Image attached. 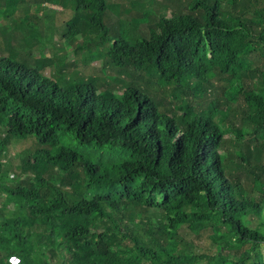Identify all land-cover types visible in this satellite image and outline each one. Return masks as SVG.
Here are the masks:
<instances>
[{
	"label": "trees",
	"instance_id": "obj_1",
	"mask_svg": "<svg viewBox=\"0 0 264 264\" xmlns=\"http://www.w3.org/2000/svg\"><path fill=\"white\" fill-rule=\"evenodd\" d=\"M36 1L0 10L33 20ZM59 2L87 14L62 39L90 33L91 58L53 76L54 51L0 56V264H264V0H193L155 21L140 9L117 39L105 0ZM11 27L3 41L38 45L42 28ZM100 56L117 78L86 77ZM23 139L36 148L14 165Z\"/></svg>",
	"mask_w": 264,
	"mask_h": 264
},
{
	"label": "rangeland",
	"instance_id": "obj_2",
	"mask_svg": "<svg viewBox=\"0 0 264 264\" xmlns=\"http://www.w3.org/2000/svg\"><path fill=\"white\" fill-rule=\"evenodd\" d=\"M193 0H105L107 4L106 10L108 11L106 14V18L104 19V26L108 29V34L111 39H117V38H124L126 34H128L127 26H123L125 24L129 25L130 32L132 34V22H136L135 20L143 22L147 17L146 13L148 12H142V15L144 17H137V13L140 11H146V9H149V13L151 14L149 17L155 21V19H158L159 16H166L170 17L171 15H176L174 8L179 7L177 11L180 9L181 13L189 14L190 10L188 7V4ZM223 2V0H221ZM42 3V4H41ZM156 5V6H154ZM173 6V8L171 7ZM181 7V8H180ZM63 8V5L59 2V0H42V1H36L34 6L30 9L31 15L36 14L37 18L33 20H25L24 17L22 18L21 13L16 12L14 17H9L11 15H7L6 12L0 10V56H2V51L8 49L9 47L13 46L15 44L16 47L22 46L20 45L21 41H23V44H26V48L28 51L32 49V51H35V53H46L51 54L53 51L58 54L60 58L52 59V61L57 60V63H60L59 70L57 68V72H53V76L57 75L60 72V68L63 63L68 62H76L78 63L79 59H82L81 55H83L84 50L80 49L79 53L77 55L76 50L73 48L74 44L69 45V43L62 39V34L69 37V40L73 38L72 36H69L71 33H74L75 27L72 28L71 25L73 24L74 18H75V26L83 25V23H89V20L87 18V14L85 12L81 11H74L67 9L63 12H58ZM223 9V7H222ZM223 13V11H222ZM147 14V16H148ZM59 22L63 20L64 24H58ZM15 22L19 25V27H24L27 34L32 32V40L34 39V31L40 30V28L43 29V32L41 35L38 36V45L34 46L35 44H29L24 39L22 40L21 37H19L16 41L8 42L3 41L2 35L4 33H8L9 30H14L16 28L11 27V24ZM21 22H25L28 26H23ZM71 27V28H69ZM142 28V26H141ZM147 34L148 32H144ZM20 33H18L19 35ZM28 38H31L29 37ZM89 35L86 36H80L79 37V43L84 44L88 38ZM103 35V34H102ZM101 36L98 38L101 39ZM76 39V40H75ZM75 42H78V39L74 37ZM80 44V45H81ZM55 45V46H52ZM95 48H97V51L99 49H104L102 46L99 47L97 44L94 45ZM53 49V50H52ZM92 52L86 50L85 53V59H89L92 57ZM12 55V54H11ZM62 56V57H61ZM93 62L88 61L90 67L96 68L92 70L85 71L86 77L90 75V71L93 72L95 75H102V77L108 78L110 80L117 78L120 73L117 71L115 67H113L108 59L106 57H98L96 59H92ZM95 61V62H94ZM67 64V65H68ZM70 67V66H69ZM73 68L74 67H70ZM67 67V71L71 72L72 69ZM43 73L46 76H49L51 74L49 70V65H46L45 69L43 70ZM216 88L215 89H221L218 86V82H215ZM163 88V87H161ZM167 91V89H166ZM160 98L166 96L165 89H160ZM214 98H218V94L214 95ZM230 98V97H229ZM194 102H198L200 105H202L205 109L209 105V100L207 98H192L190 99ZM227 98H223V106L226 104ZM243 104L242 98L236 103V106H241ZM245 128L248 130H251L252 125H249L248 123L243 124ZM231 139H234V136L229 135L228 136ZM261 139V137H260ZM2 141V139H1ZM11 158L9 159L11 163L18 164L19 159L21 155L24 156L26 152L34 151L36 148V141L33 139H23L20 141V143L17 145V143L11 144ZM2 148V146H0ZM7 148V146L5 147ZM238 148H231V153H234V151H238ZM4 164L7 163L6 159H3ZM9 163V161H8ZM22 172L19 170L17 174L10 176V181L8 183H15L11 181L20 180ZM257 186H262L261 183H258Z\"/></svg>",
	"mask_w": 264,
	"mask_h": 264
},
{
	"label": "clouds",
	"instance_id": "obj_3",
	"mask_svg": "<svg viewBox=\"0 0 264 264\" xmlns=\"http://www.w3.org/2000/svg\"><path fill=\"white\" fill-rule=\"evenodd\" d=\"M78 39V42H74V43H71V44H74V49L76 50V52H77V55L78 54H80L79 53V50L80 49H83L84 50V53H83V55H81V57H82V59L83 60H86L85 59V53H86V47H85V45L84 44H81V43H79L80 41H79V38H77ZM71 44L69 43V45L71 46ZM81 44V45H80ZM90 61V60H89ZM91 62H93L92 60H91ZM95 62V61H94ZM67 64H68V62H67ZM70 64V63H69ZM59 66L58 65H56V70H57V68H58ZM58 70H59V68H58ZM4 136H5V133L2 131V128H0V143L2 142L1 141V139L3 140V138H4ZM0 146H1V144H0ZM5 159H7V158H5ZM7 160H9V159H7ZM10 161V160H9ZM11 179H10V177L9 178H7V180H6V182L8 183V181H10ZM11 182H15V181H11ZM15 183H17V182H15ZM15 183H9L10 185H12V184H15Z\"/></svg>",
	"mask_w": 264,
	"mask_h": 264
}]
</instances>
